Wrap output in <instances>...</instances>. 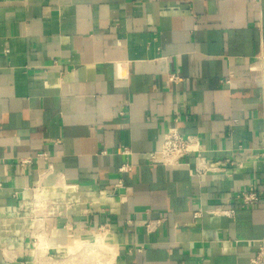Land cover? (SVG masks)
Instances as JSON below:
<instances>
[{"label": "crops", "instance_id": "0c3cea01", "mask_svg": "<svg viewBox=\"0 0 264 264\" xmlns=\"http://www.w3.org/2000/svg\"><path fill=\"white\" fill-rule=\"evenodd\" d=\"M174 120L222 170L149 163ZM263 154L264 0H0V264H251Z\"/></svg>", "mask_w": 264, "mask_h": 264}, {"label": "built area", "instance_id": "2783aa9c", "mask_svg": "<svg viewBox=\"0 0 264 264\" xmlns=\"http://www.w3.org/2000/svg\"><path fill=\"white\" fill-rule=\"evenodd\" d=\"M178 78L176 76H170V81L176 82ZM178 121L174 120V125L170 126L163 135L161 142V148L159 151L153 153L150 157L149 163L153 166H171L181 167L182 165H188L189 158H194L196 167L191 173L193 175H205L210 172L222 170V161H211L208 159L202 151L200 140L195 136H187L181 133L179 128L175 125ZM123 155H129L128 149H125ZM46 158V155L43 156ZM264 157V154L261 156ZM31 163V159L21 160V166ZM229 163V161H226ZM230 166H235L234 163H229ZM133 166L130 163H124L119 169L121 174L124 172L132 171ZM117 188H123L122 181H119ZM3 183L0 182V192L4 189ZM13 197L17 194L13 193ZM258 196L254 191H243L236 195L235 200L240 203L242 207H253L258 203ZM222 214L232 215L233 211H222ZM195 219L201 218V212L194 214ZM109 229L107 227H101L95 234L96 239L101 236H107ZM251 264H264V238L258 242L257 252L254 254Z\"/></svg>", "mask_w": 264, "mask_h": 264}, {"label": "bare ground", "instance_id": "6f19581e", "mask_svg": "<svg viewBox=\"0 0 264 264\" xmlns=\"http://www.w3.org/2000/svg\"><path fill=\"white\" fill-rule=\"evenodd\" d=\"M92 250L93 252H98L100 253L101 257L104 258L103 263L105 264H113L114 263V259H115V253L114 251L109 247L108 243L105 242V240L103 238H98L97 240H95L93 243H85L82 242L80 244H77L73 247H71V255H76L77 253L80 255L81 252H86L88 250ZM90 251V252H92ZM90 254V253H89ZM79 255H76L75 258H77ZM83 255V253H82ZM95 255V254H94ZM93 255V257H94ZM99 255V254H98ZM98 255H96L95 257H97ZM89 255H87L86 257H88ZM81 257V255L79 256ZM85 257V256H84ZM91 257V256H90ZM92 257V258H93ZM74 258V257H73ZM91 259V258H89ZM88 259V260H89ZM96 261H98V259L93 258ZM102 259V258H101ZM80 260V259H79ZM102 261V260H101ZM79 262V261H78ZM100 263V262H99ZM96 264V263H95Z\"/></svg>", "mask_w": 264, "mask_h": 264}, {"label": "rangeland", "instance_id": "374dc122", "mask_svg": "<svg viewBox=\"0 0 264 264\" xmlns=\"http://www.w3.org/2000/svg\"><path fill=\"white\" fill-rule=\"evenodd\" d=\"M96 239H91L90 240V243H93L94 241H95ZM95 252V251H94ZM82 254V253H81ZM99 254V255H98ZM96 255H98L97 257H98V261H96V260H92V259H89V260H87V259H85V261H81V260H77L76 262H78V263H76V264H103V260L101 259L102 257H101V255H100V253H98V252H96V254H95V256ZM102 260V261H101ZM100 262V263H99Z\"/></svg>", "mask_w": 264, "mask_h": 264}]
</instances>
